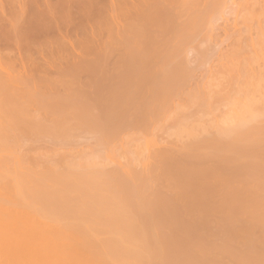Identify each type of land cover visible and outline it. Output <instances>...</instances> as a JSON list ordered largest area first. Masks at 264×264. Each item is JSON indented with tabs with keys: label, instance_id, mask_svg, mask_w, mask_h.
Returning a JSON list of instances; mask_svg holds the SVG:
<instances>
[{
	"label": "bare ground",
	"instance_id": "6f19581e",
	"mask_svg": "<svg viewBox=\"0 0 264 264\" xmlns=\"http://www.w3.org/2000/svg\"><path fill=\"white\" fill-rule=\"evenodd\" d=\"M40 1L0 0V50L53 29L62 40L45 47L77 51L71 32L101 29L97 57L64 71L92 75L96 94L71 77L66 95L30 92L49 72L42 43L48 66L27 65L44 74L20 81L8 74L19 63L1 65L0 264H264V0ZM29 135L88 146L32 149Z\"/></svg>",
	"mask_w": 264,
	"mask_h": 264
},
{
	"label": "rangeland",
	"instance_id": "374dc122",
	"mask_svg": "<svg viewBox=\"0 0 264 264\" xmlns=\"http://www.w3.org/2000/svg\"><path fill=\"white\" fill-rule=\"evenodd\" d=\"M25 1H27V0H25ZM38 1H40V0H38ZM43 1H45V0H43ZM48 1H49V0H48ZM50 1H54V2H56V0H50ZM66 1H68V0H66ZM89 1H90V3H91V6L95 5V7H91L92 10H93V9H97L99 3L103 2V1L105 2V0H102V1H101V0H97V1H98V4H97V2H96L95 0H93V1H92V0H87V1L83 0L84 3H86V2L88 3ZM107 1H108V0H107ZM40 2H41V1H40ZM57 2H58V1H57ZM61 2H63V1H61ZM43 3H46V1L43 2ZM48 3H50L49 5H51L53 2H48ZM48 3H46V4H48ZM65 3H69V2H65V0H64V5H65ZM39 4H40V6H42V7L44 6V5L41 4V3H39ZM60 4H62V3H60ZM60 4H58V5H60ZM64 5H62V8L59 7V6H57V5H55V6L58 8V10H56V7L54 8L55 10H54V9H50L49 7L46 8V9H47V10L50 9V11L52 10V11H51L52 14H55V15H59V14H60L59 18H65L66 15H67V17H68L69 15L66 14V15L61 16L62 13H65V12H64V11H65V10H64V9H65ZM67 5H68V4H67ZM86 5H87V4H86ZM47 6H48V5H47ZM51 6H52L51 8H53V5H51ZM42 7H40V8L43 9ZM40 8H39V10H40ZM44 8H45V7H44ZM59 8H61L63 11H62L61 9H59ZM63 8H64V9H63ZM91 8H90V9H91ZM46 9H44V10H46ZM90 9H89V10H90ZM75 10H77V11H79V12H77V11H73V12H71L72 14L75 15V16L73 15L74 17H71V18L73 19V22H74V18H75V17L78 19V17L81 16V12H80V10H78L77 8H76ZM50 11H49V12H50ZM61 11H62V12H61ZM94 11L96 12V10H94ZM94 11L91 12V10H90L91 13H94V14H95ZM49 12H47V13H48V15H49V18H51V15H52V14H50ZM74 12H77V13H74ZM90 12L88 13V17H89V18H90L92 15H94V14H90ZM42 13H44V12H41V14H42ZM47 13L45 14V16H44V15H41L42 17H44V20L47 19V18H45V17H48V16H47ZM67 13H68V11H67ZM89 14H90V16H89ZM70 16H72V15H70ZM55 18H57V16H55ZM76 18H75V20H77ZM41 19L43 20V18H41ZM57 19H58V18H57ZM42 20H41V22H43ZM59 20H60V19H59ZM61 20H62V19H61ZM70 20H71L70 18H69V20H68V18H67V21H70ZM83 20H86V22H87V19H84V18H83ZM83 20L81 19V21H79V22L85 23ZM62 21H64V20H62ZM71 21H72V20H71ZM49 22H51V21L48 20L46 23L49 24ZM76 22H77V21H76ZM76 22H74V23H76ZM46 23H45V25H44V23H41V25L43 24L42 26H43V27L45 26V28H46V27H48V26H46V25H47ZM51 23H53V25H54V22H51ZM66 23L72 25V23H69V22H66V21H65V23L60 24L58 30L63 31L64 33H65L66 31H68V30H66V29L71 28L72 26H71V27H70V26L68 27V26H67L68 24H66ZM74 23H73V24H74ZM53 25H52V24H49V27H51V26H53ZM5 26H6V28H7V25H5ZM9 27H10V26H9ZM54 27H55V26H53V28H54ZM6 28H5V29H6ZM45 28H43L42 30H45ZM46 29H47V28H46ZM49 29H50V28H49ZM49 29H47V30H49ZM54 29H55V28H54ZM56 29H57V28H56ZM71 29L75 30V29H77V28H74V27H73V28H71ZM78 29H79V28H78ZM83 29H84V28H83ZM87 29H88V30H87ZM87 29H85L84 32H83V30H82V31L79 30V31L71 32V36L73 35L72 33H76V34H74L73 37H71L68 41H70V42L73 41V42H75V43H76V42L79 43V44H76V45H79V47H80V48L78 47L77 51H75V48H76L77 46H75V48L73 49V48H71L70 44H68L69 42H67V41H65V40H63V41H65V42H61V43H64V44H63V45H60V44H59V43H60L59 40H62V39H60L61 37L59 38V36H60L59 33H54V34L57 35V36L53 37L54 34L52 33V31H55V30H53V29H52L51 33L49 32V36H50V34H53V35H52V38H50V37L48 36V38H49V39H48V38H47V35H42L41 33H39L38 35H40V36H45V37L36 38V39H39V41L34 42V44L29 43V42H28L29 39H27V36H28L29 34H32V33L28 32V33H27L28 35H26L25 33H23V38H24V36H25L26 39H25V38H24V39L21 38V40H23L24 42L26 41V43L28 42L27 44L30 45V46H26L24 43H23V44H19V45H22V46H16V45L18 44V43H17V44L15 45V48H14V45H11V46L9 45V46H7V47L3 45V47H6V48H5V50H3L4 52L0 50L1 52H3V53H1V55H2L1 57H2V59H4V60L0 59V61H1V63H2V64L0 63V67H1V65H6V67H5V66H4V67L2 66L1 68H2V69H3V68H9V69H8V71H9L10 68H11V69H12V68H13V69L16 68V66H18L17 64L19 63V66L17 67V69H20V70L14 69V70H11V71H13L14 73H12L11 71H9L8 74H10L11 76L14 75V78H15L16 76H18V78L16 77V79H19L20 76H21V77H25V76H26V79H28V82H29V78H30V76L25 75L26 72H28L29 75L31 74V75H36V76H37V75H42V74H44V73H42L41 71L38 72V73H36L34 70L31 71V68H30V69L28 68V66L30 65L29 60H31V56L33 57L32 60L36 59V61H37V60L39 61V62H37L38 64L36 63V61H33L34 63H36L37 65L43 66L44 64L47 63V62H46V63L43 62V60H42V57H43V56L46 57V55H47L48 59H47V58H46V59L49 60L50 63H51V62L54 63V62L56 61V59H58V58H60V57H61V59H62V58H63L62 56H65V55L67 54V52L70 51V52H68V53L73 54V55H70V54H69V55H70L69 57L72 58V59L69 58V60L71 59L70 62H72V63H71V64H70V63L65 64V63H67V62H65V63L63 62V64H61V63L59 62V61H61V60L58 59L57 62H59V63L61 64V66L57 65L56 63H55V66H59V67H61V68H65V69H60V71H62V73L55 72V73H57V74L54 73V70H56V69L59 70V68L55 67V68L51 71L50 69H51V67H54V66H53L54 64L51 65L50 63H48V65H50V66H49V67H46V69H48L49 72H48V73L46 72L47 74H45V76H46L47 78H46L45 80H43V81H44L43 83H45V84H43L42 82H39V83L37 82V83H38V84L36 83L37 86H34L33 88L30 87V92H31V90H33L32 93H33V92H34V93H36V92L38 93V92H39V89H38L37 87H39L40 90H42V91L39 92V93H45L46 95H48L49 93H51V94H57V93H58L59 95H60V94H61V95H66V94L68 93L69 90L66 89V88H64V87L62 88V86H59V85H61V84H59V83H60V82L62 83L63 81H67L68 78L71 77V79L69 78L68 81H70V83L73 84V85H72L73 87L76 86V87H79V88H80V86H81V87H83L84 89H86V93H88V94H96V93H93V91H94V89L92 90L93 87H90V86H94V85H95L94 82H93V81H94V80H93V77H91L92 75L90 76V75L87 74L85 71H82V72H84L85 74H84V73H80V72H81V71H80V72H78V73H75L76 75L64 76V75L66 74V72H64V71H68V69H70V67L76 66V65H78L79 63H83L86 59H87V61H89L88 59H91V58H93V57H94V59H95V57H97L96 55L94 56V52H91L93 55H92L91 53H89L90 50H93V49H91V47H92L93 45H94L93 48L95 49V52L98 51L97 53H99V47H102V46H103V44H102L103 42H101V41H98V42H97V39L102 38V34H103L104 32H102L101 29H100V30H97V28L94 29V30H92V29H90V28L87 27ZM6 30H7V29H6ZM47 30L45 31L46 33H48ZM58 30H57V32H60V31H58ZM69 30H70V29H69ZM73 30H70V31H73ZM86 30H87V31H86ZM89 30H90V31H89ZM92 31H95V32H94V35H96L95 37H97V38H92V39H95L97 43H96L95 41H92V45L90 44V47H85V48L83 47V48H82L81 45L85 46V45H87L86 43H90V42H86V43H84V40H85V41H88V40L85 39V36H87V37H86L87 39H91V36H94V35H92L93 33H90V32H92ZM10 32H11V31H10ZM12 32H13V31H12ZM12 32H11V33H12ZM77 32H79V33H77ZM80 32H82V33H80ZM11 33H9L8 35L11 36ZM64 33H61V35H63ZM43 34H45V33H43ZM86 34H87V35H86ZM58 35H59V36H58ZM79 35H81V36L83 35V36L80 37ZM12 36H13V34H12ZM29 36H30L29 38H32V37H31L32 35H29ZM34 36H36V35L33 33V37H34ZM20 37H22V36L20 35ZM20 37H19V38H20ZM57 37H58L59 39H58ZM11 38H13V37L8 38L7 40L10 41V40H12ZM43 38H44V40H45V38H47L46 40H47V42H48L49 44H52L53 42H51V41H55L56 38H57V40H56L55 42H57V41L59 42L58 44L54 43L55 45L53 44V47L51 48V50L53 49L52 51H54V52H56V51H55L56 49H57V51H60V55H61V56H59V55L57 56V54H59V52L56 53V54H54V52H53L52 54H53V55H56V57H57V58H54V59H55L54 62L51 61V60L49 59V58H52V57H49V56H53V55H51V52H52V51L49 49L50 47L48 48L47 46H46V47L44 46L45 44H48V43H45V41L42 42ZM53 38H54V39H53ZM62 38H63V37H62ZM72 38H73V39H72ZM76 38H77V39H76ZM52 39H53V40H52ZM71 39H72V40H71ZM16 40H17V39H16ZM21 40H19V43L21 42ZM27 40H28V41H27ZM30 40H33V39H30ZM48 40H51V41L49 42ZM102 40H104V39H102ZM17 41H18V40H17ZM5 42H6V41H5ZM7 42H8V41H7ZM32 42H33V41H32ZM2 43H4V42H2ZM35 43H39V44L36 45ZM41 43L43 44L42 46H41ZM5 44H6V45H7V44H11V41L8 42V43H5ZM12 44H13V43H12ZM31 44H32V45H31ZM97 44H98V45H97ZM23 45H24V47H23ZM34 45H36L37 48H35L36 46L34 47ZM39 45L41 46L42 49L45 48V50H47V52H49L48 50L51 51V52L48 53L49 56H48V54H43V53H45L44 50H43V53H41V51H40L41 49H39V51L37 50L38 48H40ZM57 45H58L59 49H58V47H57V48L54 47V46H57ZM99 45H101V46H99ZM0 46H1V45H0ZM25 46H26V49H27V51H26L27 54L29 53V54H28L29 57L26 56V58H25V59H28V60H27L28 63L22 61V62H23V65H20V64H22V62H21V61H18V60H21V59L24 60V58H23V56H22V55H23L22 53H24V52H22V53L20 54V52H18V51L16 50V47H22V48H25ZM31 46H32L33 48H32ZM43 46H44V47H43ZM48 46H49V45H48ZM50 46H51V45H50ZM60 46H61V47H60ZM9 47L14 48L15 50H14V49H11V50H10ZM28 47H30V48H28ZM62 47H63V48H62ZM0 48H2V47H0ZM86 48H88V49H86ZM2 49H4V48H2ZM17 49L20 51L21 48H17ZM60 49L63 50L64 52L61 51ZM101 49H102V48H101ZM101 49H100V51H101ZM28 50H29V51H28ZM9 51H11V52H9ZM14 51H15V52H14ZM16 51H17V52H16ZM21 51H25V49H22ZM81 51H82V52H81ZM35 52H38V54L41 53V56H42V57H41L40 55H38L37 53H35ZM39 52H40V53H39ZM47 52H46V53H47ZM62 52H63V53H62ZM86 52H88V53H86ZM7 53H8V54H7ZM31 53H32V54H31ZM76 53H77V54H76ZM82 53H83V54H82ZM9 54H11V55H9ZM19 54H20V55H19ZM25 54H26V53H25ZM27 54H26V55H27ZM74 55H77V56H76L77 58H76ZM8 56H9V57H8ZM66 56H68V55H66ZM66 56H65V57H66ZM18 57H20V58H18ZM36 57H37V58H36ZM54 57H55V56H54ZM78 57H79V58H78ZM43 58H44V57H43ZM73 58H74V59H73ZM16 59H18V60H16ZM64 59H65V58H64ZM67 59H68V58H67ZM84 59H85V60H84ZM100 59H101V58L99 57L97 60H100ZM103 59H104V58H103ZM103 59H101V60H103ZM13 60H14V61L16 60L17 62L15 63V62H13ZM32 60H31V62H32ZM101 60H100V62H101L100 64H103V65H104V60H103V61H101ZM25 61H26V60H25ZM44 61H46L45 58H44ZM66 61H68V60H66ZM3 62H5L6 64L3 63ZM20 62H21V63H20ZM33 62H32V63H33ZM40 62H41V63H40ZM102 62H103V63H102ZM12 63H13L14 65H13ZM59 63H58V64H59ZM25 64H26V65H25ZM27 64H29V65H27ZM36 64H35V66H36ZM42 64H43V65H42ZM31 65H32V66H29V67H33V66H34L33 64H31ZM48 65L46 64V66H48ZM63 65H64V66H63ZM67 65H69V66H67ZM71 65H72V66H71ZM7 66H8V67H7ZM11 66H12V67H11ZM23 66H24V67L27 66V67H25L26 69L24 68L25 71H21V70H23V69H21ZM35 66H34V67H35ZM62 66H63V67H62ZM20 67H21V68H20ZM34 67H33V68H34ZM66 67H67V68H66ZM27 68H28V69H27ZM36 68H37V67H36ZM102 68H103V67H102ZM37 69H39V70H44V68H42V67H41V69H40V67H38ZM97 69H98V68H97ZM5 70H7V69H5ZM15 70H16V71H15ZM39 70H37V71H39ZM100 70H101V69H100ZM0 71H2V70H0ZM17 71L20 72V73L18 74ZM46 71H47V70H46ZM56 71H57V70H56ZM4 72L6 73L7 71H4ZM22 72H23L24 76H23ZM24 72H25V73H24ZM50 72H51V73H50ZM99 72H100V71H99ZM99 72H97V73H99ZM198 72H200V71H198ZM198 72L196 73L197 75L194 77V82H193V83H195V82L198 80V77H197V76H199L198 74H200V73H198ZM5 73H1L0 75H5ZM11 73H12V74H11ZM17 74H18V75H17ZM52 74H53V75H52ZM60 74H62V75H60ZM56 75H58L59 78H58ZM59 75H60V76H59ZM66 75H67V74H66ZM53 76H54V77H53ZM87 76H90V77H87ZM32 77H33V76H31V78H32ZM42 77H43V76H42ZM50 77H52V78H50ZM55 77H56V78H55ZM75 77H78L79 79H75ZM83 77H85V79H87V78H88V79L91 78L92 80H91V79H89V80H88V79L85 80V79H83ZM86 77H87V78H86ZM61 78H64V79H62L63 81L60 80ZM80 78H81V79H80ZM196 78H197V79H196ZM21 79H22V78H20V81H22ZM34 79H39V78L36 77V78H34ZM50 79H51V80H50ZM65 79H66V80H65ZM72 79H73V80H72ZM82 79L85 80V81H82ZM39 80L41 81V79H39ZM47 80H48V81H47ZM59 80H60V81H59ZM75 80H76V81H75ZM20 81H16V82H19V84L16 83V84L19 85V86H20L21 83H22V82H20ZM73 82H74V83H73ZM80 82H81V83H80ZM84 82H85V83H84ZM88 82H89V83H88ZM90 82H92V83H90ZM23 83H24V82H23ZM75 83H76V84L79 83V84L75 85ZM86 83H87V84H86ZM95 83H96V82H95ZM50 84H51L52 86H55V89H54L53 91L51 90V89H53V88H50V90H49V88H47V87H50V86H51ZM55 84H56V85H55ZM58 84H59V85H58ZM80 84H81V85H80ZM87 85H89V86H87ZM58 87H59V88H58ZM85 87H86V88H85ZM88 87H90L91 89L88 88ZM31 88H32V89H31ZM36 88H37V89H36ZM45 88H46L47 90H46ZM88 89H89V90H88ZM37 90H38V91H37ZM65 90H66V91H65ZM90 90H92V93L89 92ZM44 91H45V92H44ZM46 91H47V92H46ZM53 92H54V93H53ZM94 92H95V91H94ZM45 94H44V95H45ZM88 94H87V95H88ZM0 95H1V94H0ZM49 95H50V94H49ZM31 104H32V103H31ZM34 105H35V104H34ZM0 106H1V105H0ZM31 106H32V105H30V109H32V108L35 109V107H36V106H35V107H33V106L31 107ZM0 108H1V107H0ZM78 131H79V130H78ZM79 132H80V131H79ZM79 132H78V133H79ZM81 132H82V131H81ZM81 132H80V133H81ZM84 132H85V131H84ZM84 132H83V134L81 133V135H84ZM30 134H32V133H30ZM33 134H34V133H33ZM77 135H78V134H77ZM81 135H80V136H81ZM29 136H30V137H29V140H23V141H26L25 143H27V145H28L29 147H31V148L34 147V149H35L34 144H37V143H34L33 141L36 140L38 143H40L39 145H44L45 147H46V146L48 147V145H49V146L51 145L52 147H50V148H54V149L58 148V149H59L58 152H59L60 150L62 151V149L64 150V147H65V146H64V147L62 146V147H63V148H62V147H60V146H55V145H53V143H51V144H47L48 142H51L50 140H48V139H49L48 137H45L44 139H43V138H42V139L39 138V141L41 140V141L39 142L37 139H34V138H35V135H32V136L29 135ZM80 136L76 137L77 140H79L78 138H79ZM85 136L87 137V133H86V132H85ZM85 136H84V137H85ZM165 136H166V135H165ZM26 137H27V136H26ZM86 137H85V138H86ZM88 137H91V135L89 134ZM88 137H87V138H88ZM171 137H172V136H171ZM171 137H169L168 140H170ZM47 138H48V139H47ZM73 138L76 139L75 137H73ZM81 138H83V137L81 136ZM85 138H84V139H85ZM166 138H167V136H166ZM25 139H28V138H25ZM46 139L48 140L46 143L42 141V140L46 141ZM171 139H173V138H171ZM32 140H33V141H32ZM80 140H82V139H80ZM72 141H73V139H72ZM90 141H91V140H90ZM42 143H43V144H42ZM82 143H83V145H85V144L87 145V143H84V140H82ZM82 143H80L81 145H76V146H81L82 148H84V147L87 148L88 145H87V146H86V145H85V146H82ZM32 144H33V145H32ZM31 145H32V146H31ZM163 145H164V144H163ZM163 145H159V146H163ZM29 147L26 146L27 149H26L25 147H24V148H25L26 150H28ZM38 147H39L38 150H41V151H39V152H42L43 150H44V152H45V151L48 149V148H44V149H43V148L40 147V146H38ZM38 147L36 146V149H37ZM66 147H69V148H68V149H69V152H70L71 150H73L74 148L79 149V150H80V149L83 150L81 147H78V148H77V147H74V146H66ZM66 147H65V148H66ZM71 147H73V148L71 149ZM61 148H62V149H61ZM32 149H33V148H32ZM32 149H31V150L29 149V150L27 151L28 154H29L30 156H32V154H30L31 152H33ZM45 149H46V150H45ZM54 149H52V150L54 151ZM68 149H67V150H68ZM84 149H85V148H84ZM49 150L52 151L51 149H48L47 151H49ZM56 150H57V149H56ZM67 150H65V151H67ZM85 150H86V149H85ZM34 151H35V150H34ZM47 151H46V152H47ZM50 151H49V152H50ZM53 151H52V152H53ZM39 152H38V153H39ZM54 152H55V151H54ZM33 154H34L33 156H36V153L33 152ZM102 154L104 155L105 152L102 151ZM121 159H122V160H121ZM121 159H120V161H124L125 158H124V159L121 158ZM125 160H126V159H125ZM133 166H134V165H132V167H133ZM109 167H110V166H109ZM134 168H135V167H134ZM219 224H220V223H219ZM215 225H216V226H215ZM215 225H214V228H215V230H216V229L219 228V225H218L217 223H216Z\"/></svg>",
	"mask_w": 264,
	"mask_h": 264
}]
</instances>
